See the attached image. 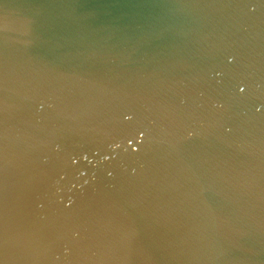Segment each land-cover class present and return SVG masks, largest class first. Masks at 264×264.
I'll return each mask as SVG.
<instances>
[{"label": "water", "instance_id": "1", "mask_svg": "<svg viewBox=\"0 0 264 264\" xmlns=\"http://www.w3.org/2000/svg\"><path fill=\"white\" fill-rule=\"evenodd\" d=\"M0 264H264V0H0Z\"/></svg>", "mask_w": 264, "mask_h": 264}]
</instances>
